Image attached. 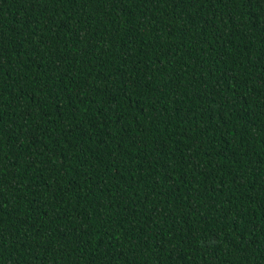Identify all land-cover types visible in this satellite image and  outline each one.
Segmentation results:
<instances>
[{
  "label": "trees",
  "instance_id": "obj_1",
  "mask_svg": "<svg viewBox=\"0 0 264 264\" xmlns=\"http://www.w3.org/2000/svg\"><path fill=\"white\" fill-rule=\"evenodd\" d=\"M0 264H264V0H0Z\"/></svg>",
  "mask_w": 264,
  "mask_h": 264
}]
</instances>
